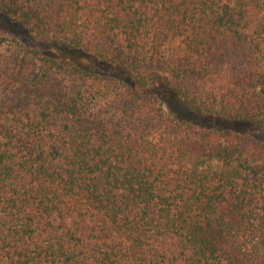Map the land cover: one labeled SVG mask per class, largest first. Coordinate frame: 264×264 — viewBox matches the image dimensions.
<instances>
[{
    "label": "trees",
    "instance_id": "1",
    "mask_svg": "<svg viewBox=\"0 0 264 264\" xmlns=\"http://www.w3.org/2000/svg\"><path fill=\"white\" fill-rule=\"evenodd\" d=\"M0 264H264V0H0ZM180 99L204 124L168 112Z\"/></svg>",
    "mask_w": 264,
    "mask_h": 264
},
{
    "label": "rangeland",
    "instance_id": "2",
    "mask_svg": "<svg viewBox=\"0 0 264 264\" xmlns=\"http://www.w3.org/2000/svg\"><path fill=\"white\" fill-rule=\"evenodd\" d=\"M0 32L2 34L16 38L22 41L28 47L41 51L42 53L58 58L72 61L78 66L92 73L100 74L111 78H119L122 71L118 68L102 61L95 60L87 53L72 51L65 46L55 44L50 37L35 39L29 29L24 25L20 18L0 12ZM164 108L168 112H173L182 120L191 121L194 124L203 125L204 122L190 113L182 101L176 97L168 96L163 99ZM236 132L246 133L251 135L258 141L264 142V130L252 129L246 125H236Z\"/></svg>",
    "mask_w": 264,
    "mask_h": 264
}]
</instances>
